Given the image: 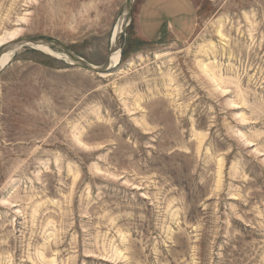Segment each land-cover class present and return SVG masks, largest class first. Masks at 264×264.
Wrapping results in <instances>:
<instances>
[{"label": "rangeland", "instance_id": "rangeland-1", "mask_svg": "<svg viewBox=\"0 0 264 264\" xmlns=\"http://www.w3.org/2000/svg\"><path fill=\"white\" fill-rule=\"evenodd\" d=\"M126 1L0 0V47L100 66ZM142 1L107 72L1 67L0 264H264V0H187L155 40Z\"/></svg>", "mask_w": 264, "mask_h": 264}, {"label": "crops", "instance_id": "crops-1", "mask_svg": "<svg viewBox=\"0 0 264 264\" xmlns=\"http://www.w3.org/2000/svg\"><path fill=\"white\" fill-rule=\"evenodd\" d=\"M139 11L137 19L140 28L136 34L137 37L140 39L149 37L155 40L160 34L161 21H164L165 25L169 27L178 21L181 31L188 30L191 17L195 14L196 9L187 0H143Z\"/></svg>", "mask_w": 264, "mask_h": 264}, {"label": "water", "instance_id": "water-1", "mask_svg": "<svg viewBox=\"0 0 264 264\" xmlns=\"http://www.w3.org/2000/svg\"><path fill=\"white\" fill-rule=\"evenodd\" d=\"M133 1L134 0H127L126 3L124 4V14L122 16L123 22L121 25L122 26L121 31L112 38L110 48L106 54V58L104 59L103 63L100 66L93 65L89 61L87 62L83 57H80L75 52H72L68 47H66L60 41L50 39L47 37H44V38H38V37L15 38L13 40L3 43L2 46L0 47V53L3 52L4 50L15 51L17 48L24 47V46L26 47L31 46L33 48H36V46H42V47L47 46L51 50L53 48L61 50L63 55L67 57L69 62L79 66L80 68L86 71H92V72H97V73L107 72V70H109L112 65V54L118 51L120 54V50H121L120 38L123 35L125 28L127 27V25L129 24L131 20V13H132L131 7L133 4ZM0 109H1V103H0Z\"/></svg>", "mask_w": 264, "mask_h": 264}, {"label": "bare ground", "instance_id": "bare-ground-1", "mask_svg": "<svg viewBox=\"0 0 264 264\" xmlns=\"http://www.w3.org/2000/svg\"><path fill=\"white\" fill-rule=\"evenodd\" d=\"M119 17H121V16H119ZM122 22H123V18L122 19H120L119 20V22H117V25L115 26L116 28H115V30H114V32H113V34H112V37H111V40H112V38L114 37V36H116L117 35V33H119L120 31H121V28H122ZM14 38L13 37H11L8 41H10V40H13ZM110 40V41H111ZM1 45H2V43H1ZM36 48L37 49H40V50H46V51H48L49 53H51V54H53V55H56V56H59L60 54H57V53H55V52H53L50 48H48L47 46H44V47H42V46H36ZM13 50H4L3 52H1L0 53V68L3 66V65H5V64H7L10 60H11V56H12V54H13ZM119 61H120V54H119V51L118 52H115L114 54H112V65H111V67L110 68H114V67H116L117 65H118V63H119ZM105 74V73H104ZM104 74H102V75H104ZM213 80V79H212Z\"/></svg>", "mask_w": 264, "mask_h": 264}]
</instances>
